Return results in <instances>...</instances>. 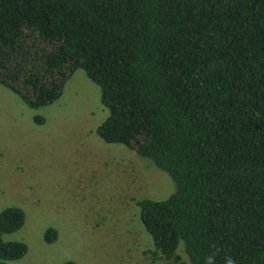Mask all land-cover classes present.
Here are the masks:
<instances>
[{
    "label": "trees",
    "instance_id": "1",
    "mask_svg": "<svg viewBox=\"0 0 264 264\" xmlns=\"http://www.w3.org/2000/svg\"><path fill=\"white\" fill-rule=\"evenodd\" d=\"M78 70L107 111L97 137L175 185L136 202L153 260L264 264V0H0L1 87L39 109ZM25 253L0 239V261Z\"/></svg>",
    "mask_w": 264,
    "mask_h": 264
},
{
    "label": "rangeland",
    "instance_id": "2",
    "mask_svg": "<svg viewBox=\"0 0 264 264\" xmlns=\"http://www.w3.org/2000/svg\"><path fill=\"white\" fill-rule=\"evenodd\" d=\"M106 117L99 88L81 70L39 109L0 86V214H25L0 239L26 248L0 264H167L153 260L136 202L164 201L175 185L150 161L103 143L95 132Z\"/></svg>",
    "mask_w": 264,
    "mask_h": 264
}]
</instances>
